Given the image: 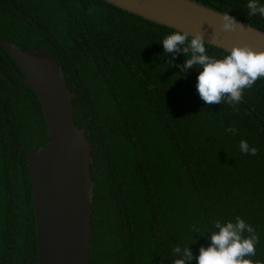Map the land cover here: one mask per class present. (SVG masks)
Returning <instances> with one entry per match:
<instances>
[{"label": "trees", "instance_id": "1", "mask_svg": "<svg viewBox=\"0 0 264 264\" xmlns=\"http://www.w3.org/2000/svg\"><path fill=\"white\" fill-rule=\"evenodd\" d=\"M192 1L264 33L248 0ZM173 32L103 0H0V39L57 63L87 140L88 264H173L176 246L195 258L213 222L236 217L255 229L250 259L264 264V79L235 107L206 106L198 66L182 72L187 56L163 54ZM46 142L37 96L0 45V264H38L26 155Z\"/></svg>", "mask_w": 264, "mask_h": 264}, {"label": "water", "instance_id": "2", "mask_svg": "<svg viewBox=\"0 0 264 264\" xmlns=\"http://www.w3.org/2000/svg\"><path fill=\"white\" fill-rule=\"evenodd\" d=\"M103 1L175 31L200 33L206 44L226 53L244 46L264 51L263 32L238 20L234 31L224 32L223 14L192 0ZM0 45L37 96L46 128L45 145L26 155L38 264H88L89 146L74 125L71 93L51 57L3 39Z\"/></svg>", "mask_w": 264, "mask_h": 264}, {"label": "clouds", "instance_id": "3", "mask_svg": "<svg viewBox=\"0 0 264 264\" xmlns=\"http://www.w3.org/2000/svg\"><path fill=\"white\" fill-rule=\"evenodd\" d=\"M246 7L249 17H264V5L259 0H248ZM221 20V30L224 32L234 31L238 24L236 18L228 13L221 15ZM161 44L163 54H172L173 59L178 53L188 57L182 65H175L182 72L186 73L198 66L195 87L206 106L226 102L235 107L242 102L245 89L252 88L257 80L264 79V51H254L247 46L233 47L222 59H217L207 54L202 34L189 35L180 30L166 36ZM226 131L236 133L237 129L230 127ZM239 148L243 154H257V149L250 148L245 140L240 141ZM213 227L215 230L210 232L209 246L200 247L195 258L189 247H174L173 253L178 258L173 264H185L193 259L196 264H261L250 259L256 255V245L259 243V237L251 225L236 217L234 223L216 220Z\"/></svg>", "mask_w": 264, "mask_h": 264}, {"label": "flooded vegetation", "instance_id": "4", "mask_svg": "<svg viewBox=\"0 0 264 264\" xmlns=\"http://www.w3.org/2000/svg\"><path fill=\"white\" fill-rule=\"evenodd\" d=\"M91 187V186H90ZM89 192H90V190H89ZM89 201H90V199H89Z\"/></svg>", "mask_w": 264, "mask_h": 264}]
</instances>
